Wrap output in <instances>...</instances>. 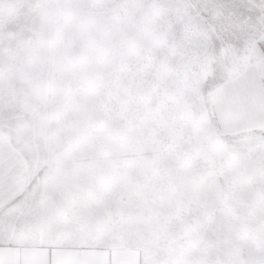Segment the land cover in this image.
<instances>
[{
  "label": "snow or ice",
  "instance_id": "6c2138e0",
  "mask_svg": "<svg viewBox=\"0 0 264 264\" xmlns=\"http://www.w3.org/2000/svg\"><path fill=\"white\" fill-rule=\"evenodd\" d=\"M155 7L174 13L182 34L169 23L149 44L113 39L105 73L80 85L100 122L123 137L90 142L79 135L85 121L61 120L50 84L18 91L0 79V264H264V57L244 62L240 47L251 13L264 26V0ZM30 8L42 47L60 13L118 21L130 6ZM137 136L151 160L121 172L113 154ZM257 150L259 181L242 167ZM45 236L57 243L44 246ZM48 248L59 259H35Z\"/></svg>",
  "mask_w": 264,
  "mask_h": 264
},
{
  "label": "rangeland",
  "instance_id": "374dc122",
  "mask_svg": "<svg viewBox=\"0 0 264 264\" xmlns=\"http://www.w3.org/2000/svg\"><path fill=\"white\" fill-rule=\"evenodd\" d=\"M52 2L93 4L110 0H52ZM115 2L130 6L127 15L122 14V19L114 21L96 14L95 10L88 14L75 11L60 13L54 17L50 43L46 42L42 47H36V36L31 31L34 13L30 8L36 0H0V79H10L18 91L31 90L45 83L50 84L55 89L59 101L61 120L66 124L74 120L85 121L79 135L90 142H108L125 136L124 130L109 128L100 122L96 117L95 107L91 100L86 102L80 87L81 84L105 73L112 40L119 39L126 44H149L155 39V31L161 26L167 27L169 23L178 36L183 32V27L176 21L174 13L160 11L155 7L161 4L174 5L183 0H115ZM194 2L207 3L210 6L220 3L259 5L261 0H194ZM241 11L245 12V17L249 15L244 9ZM208 15L205 13V16ZM251 15L252 20L247 25V48L243 42L240 47L242 61L246 62L251 58L255 63L264 57V26L259 23L257 12ZM24 46L26 51H23ZM196 70L197 67L193 64L192 71ZM172 71L183 72L184 69L173 60ZM7 131L8 129H5V132ZM185 131L188 135H194L190 127ZM258 132L257 127V134ZM11 135L13 146L18 147L16 132L12 131ZM89 155L93 161L98 159L97 151H92ZM151 157L152 153L145 147L141 136L119 147L113 154V160L119 165L121 172L129 171L132 165L145 166ZM242 167L246 169L250 179L259 181L262 160L258 150L244 158ZM43 242L57 243L47 236L42 239Z\"/></svg>",
  "mask_w": 264,
  "mask_h": 264
},
{
  "label": "crops",
  "instance_id": "0c3cea01",
  "mask_svg": "<svg viewBox=\"0 0 264 264\" xmlns=\"http://www.w3.org/2000/svg\"><path fill=\"white\" fill-rule=\"evenodd\" d=\"M256 75L257 74L255 72L250 73V79H254L256 77ZM48 244H54V243H44L43 242L44 246H47ZM35 259L40 260V261H45V260H49V259L57 260V259H59V257L53 253V250L51 248H48L46 252L41 251V252L37 253L35 256Z\"/></svg>",
  "mask_w": 264,
  "mask_h": 264
},
{
  "label": "bare ground",
  "instance_id": "6f19581e",
  "mask_svg": "<svg viewBox=\"0 0 264 264\" xmlns=\"http://www.w3.org/2000/svg\"><path fill=\"white\" fill-rule=\"evenodd\" d=\"M27 47H28V45H27ZM26 48H25V46H24V49H23V51L25 50ZM26 51V50H25ZM29 51V50H28ZM27 51V52H28ZM30 52V51H29ZM23 53H25V52H23ZM33 53V52H32ZM32 53H31V55L30 56H32ZM25 55V54H24ZM27 55V54H26ZM29 56V55H28Z\"/></svg>",
  "mask_w": 264,
  "mask_h": 264
}]
</instances>
